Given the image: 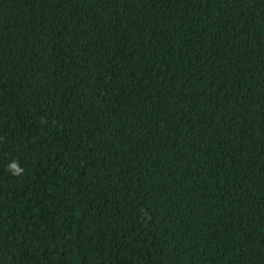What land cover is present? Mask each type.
Returning <instances> with one entry per match:
<instances>
[{
    "label": "trees",
    "instance_id": "1",
    "mask_svg": "<svg viewBox=\"0 0 264 264\" xmlns=\"http://www.w3.org/2000/svg\"><path fill=\"white\" fill-rule=\"evenodd\" d=\"M0 264H264V0H0Z\"/></svg>",
    "mask_w": 264,
    "mask_h": 264
},
{
    "label": "clouds",
    "instance_id": "2",
    "mask_svg": "<svg viewBox=\"0 0 264 264\" xmlns=\"http://www.w3.org/2000/svg\"><path fill=\"white\" fill-rule=\"evenodd\" d=\"M15 167H16V166H15V165H13V168H15ZM16 174L18 175V174H19V172H17Z\"/></svg>",
    "mask_w": 264,
    "mask_h": 264
}]
</instances>
